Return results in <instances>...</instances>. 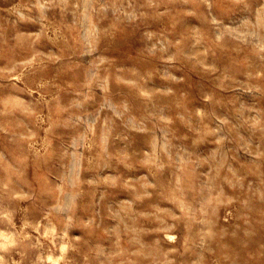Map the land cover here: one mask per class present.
<instances>
[{"label":"rangeland","instance_id":"1","mask_svg":"<svg viewBox=\"0 0 264 264\" xmlns=\"http://www.w3.org/2000/svg\"><path fill=\"white\" fill-rule=\"evenodd\" d=\"M0 264H264V0H0Z\"/></svg>","mask_w":264,"mask_h":264},{"label":"bare ground","instance_id":"2","mask_svg":"<svg viewBox=\"0 0 264 264\" xmlns=\"http://www.w3.org/2000/svg\"><path fill=\"white\" fill-rule=\"evenodd\" d=\"M5 235V234H4Z\"/></svg>","mask_w":264,"mask_h":264}]
</instances>
